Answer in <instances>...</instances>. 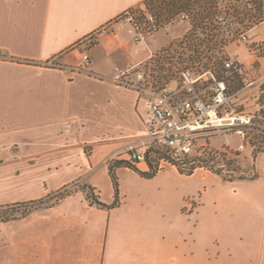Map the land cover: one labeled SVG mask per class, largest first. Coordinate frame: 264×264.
<instances>
[{"label":"rangeland","instance_id":"1","mask_svg":"<svg viewBox=\"0 0 264 264\" xmlns=\"http://www.w3.org/2000/svg\"><path fill=\"white\" fill-rule=\"evenodd\" d=\"M145 12L142 4L129 12L143 36L140 42H133L138 34L131 22L121 18L118 21L131 25L123 24L112 42H104L110 55H105V49H98L101 78L88 77V68L87 72L69 78L65 88L58 81L57 92L33 87L31 90L36 94L24 95L22 93L30 91L25 88L32 82L27 80L26 85L25 80L18 79L10 80L15 83L8 84L4 78L0 79V148L10 145L11 150L3 174L7 180H19L27 190L32 188L31 195H39L42 187H53L44 197L38 198L42 199L40 204L18 206L16 204L25 202H11L2 206L0 220L3 216L15 215V212L19 217L30 207H55L61 202L58 198L62 194L86 184L95 188L93 194L101 203L115 208H97L79 191L61 203L63 209L74 211L68 224L70 230L60 232L74 258L95 253L99 264H179V244L184 242L180 250L184 249L185 264H214L217 255L218 260L224 259L225 247L211 243L206 234L198 238L190 207L203 191L207 192L206 197L222 196L224 204H231L234 198L230 195V185L218 182L211 175L203 179L201 172L192 178L185 176L201 166L196 161L187 163L182 170L176 168L185 174L181 176L165 164H161L163 169L151 179L142 178L125 167L114 168L110 174V165L125 161L127 153H142L153 146L141 122L143 99H138L135 106L134 91L120 87L109 78L114 64L121 67L147 56L132 71L130 80L135 81L136 74H141L144 78L138 81L156 87L171 84L186 70L196 73L216 68L215 72L224 80L227 93L231 95L232 107L241 112H258V105L264 102V93L255 92L253 97L250 96L245 89L249 87V81L244 80L241 70L262 64L264 25L246 33L247 36L250 34L247 44L238 37L227 43L220 56L223 60H232L235 69L223 72L212 67L203 55L201 58L189 52L181 54L185 50L179 48L165 51L189 32L191 23L181 22L177 14L167 27H157L152 25L148 15V19L142 20L141 15ZM197 36L202 38L204 35L198 31ZM120 41L126 46H121ZM206 54L210 56V53ZM239 143L240 138L233 132L205 136L198 141L191 158L205 156L214 170H219L221 176L230 180L252 178L254 164L246 157L249 150L245 147L243 151L235 152L223 145L236 148ZM249 146L253 158L264 152V143L257 136L252 137ZM211 152L219 154L214 157L209 155ZM259 162L264 165V155ZM136 167L140 171L145 168L143 164ZM178 196L183 197L185 215L175 212ZM207 206L213 205L208 201ZM89 207L92 208L90 212ZM263 211L257 209L247 216L233 215L229 220V227L233 226L232 222L234 224V264L243 260L256 264L262 240ZM194 250L197 254H193ZM173 258L176 259L174 262Z\"/></svg>","mask_w":264,"mask_h":264},{"label":"crops","instance_id":"2","mask_svg":"<svg viewBox=\"0 0 264 264\" xmlns=\"http://www.w3.org/2000/svg\"><path fill=\"white\" fill-rule=\"evenodd\" d=\"M143 1L0 0V79L4 78L8 84H14L15 82L10 80L18 79L25 80L24 84L27 80L32 82L25 88L30 91H25L23 95L36 94L31 90L33 87H39L41 90L50 88L53 92H57L58 81L65 88L67 80L79 73L75 72L74 68L84 53L89 59L90 72L86 73L87 76L101 78V71L98 69L100 58L96 52L103 48L105 55H110L111 52L109 48L104 47V42H112V38L116 37V31H121L123 24H129L118 21L116 18L126 10L140 6ZM263 25V23L259 24L250 33L257 28H262ZM99 28L106 30L96 34L95 43L85 51L82 45L83 39ZM247 37H250V34ZM120 43L121 46H126L121 41ZM146 58L137 62L129 61L121 67L114 64L109 79L112 80L114 68L121 72L135 69ZM261 63V65L251 66L249 69L244 67L241 70V73L245 75L244 80L252 83L245 88L252 97L254 96L252 93L257 92L260 95L264 93V57ZM133 93L136 106L138 96L135 92ZM258 108V111L264 113V102L258 105ZM227 148L233 151L237 149L229 145ZM251 149V146H246V150H249L246 155L247 161L254 164L252 178L245 177L224 182L221 177L202 167L195 168L190 175L181 174L172 167L180 176L192 178L201 172L203 179L211 175L218 182L230 185V195L234 198L231 204H224L222 196L206 197L207 192L203 191L190 207V213L194 214V233L198 235V238L206 234L211 243L215 242L225 247L224 259L218 260L217 255L215 257L217 262L215 261L214 264L222 262L234 264L233 222L231 223L233 226L229 227V220L233 215L247 216L256 212L257 209L264 210V165L259 164L264 152L253 158L250 154ZM10 151V145L0 148V208L2 209H4L2 206H7L11 202L39 200L38 198L44 197L50 191L49 189L53 188L43 189L42 187L39 195H31L32 188L27 190L19 180H7L3 173L8 166L6 163L9 160ZM144 167L141 170L146 171L147 167L145 165ZM70 197L62 200L55 207L40 208L24 217H16L12 220H0V264H99L95 259V253L74 258L64 241L65 236L60 234L70 230L71 227L68 224L74 217V211L61 207V203ZM178 198L175 212L185 215L187 211L181 199L183 197L178 196ZM208 201L213 205L210 206L211 208L207 206ZM91 210L92 208L89 207L88 212ZM182 245L184 242L179 244L177 259L179 264H185L186 260L184 249L180 250ZM193 254H197L196 250ZM175 260L173 258V262ZM168 263H170L169 258ZM240 264L250 263L243 260ZM256 264H264V221L260 253Z\"/></svg>","mask_w":264,"mask_h":264},{"label":"built area","instance_id":"3","mask_svg":"<svg viewBox=\"0 0 264 264\" xmlns=\"http://www.w3.org/2000/svg\"><path fill=\"white\" fill-rule=\"evenodd\" d=\"M125 14L126 16L122 19L131 22L138 34L133 42L138 43L143 39L139 26L130 14L127 12ZM179 20L189 23L184 15L180 16ZM105 30L99 28L87 35L82 42L84 50L91 48L95 43L96 34ZM238 38L244 44L249 42L246 34H241ZM88 68L89 59L84 53L74 71L83 72ZM223 68L235 69L234 62L224 60ZM113 71V82L120 87L132 89L138 99H143L144 114L141 122L151 146L166 151L173 158L190 159L202 137L215 136L217 133L225 135L233 132L240 138L235 152H241L249 146L254 136L259 137L264 143V114L259 111H236L230 104L231 95L227 93L226 84L215 69L211 71L209 68L204 72L196 73L186 70L181 72L178 79L173 80L171 84L156 87L145 81H138L144 78L141 74H136L135 81L130 80L128 77L132 75L134 68L124 72L114 68ZM250 85L252 83L249 82L247 86ZM223 145L227 148V145ZM202 146L200 144V147ZM218 154L219 152H211L209 155L215 157ZM124 160L136 166L143 164L147 167L145 151L127 153ZM161 164L173 167L167 161L160 160L159 171L163 169Z\"/></svg>","mask_w":264,"mask_h":264},{"label":"trees","instance_id":"4","mask_svg":"<svg viewBox=\"0 0 264 264\" xmlns=\"http://www.w3.org/2000/svg\"><path fill=\"white\" fill-rule=\"evenodd\" d=\"M142 5L146 11L145 15H141L142 20L148 19L146 17V15H148L153 26L165 28L172 22V17L177 14L178 16L184 15L189 20V23H191L189 32L185 34L181 40H176L171 43L165 49L166 52L171 51L173 48H179L185 50V52H181V54L189 52L190 55L197 54L199 57L203 55L212 67H218L223 72L227 70L223 68L224 60L220 55H222L223 49L227 43L239 37L241 34L249 33L259 24H264V0H144ZM132 9L133 8L128 9L125 12L130 14L129 12H131ZM125 12L116 19L119 20L124 18L126 16ZM198 31L204 35L202 38L197 36ZM206 53H210V56H207ZM190 57L191 56H188L187 59L191 60ZM204 66L207 67L208 63L204 64ZM219 77L221 78V76ZM205 159V156H202L190 158L188 160H178L171 157L166 151L149 147L145 151V162L148 167L147 171H140L136 165L131 162L117 161L115 165H110L109 172L112 174L114 168L125 167L142 178L151 179L159 172L158 163L160 160L167 161L170 165L180 170H182L187 163L196 161L201 165L200 167L221 177L222 181H235L234 179L230 180L221 176L220 171L214 170V166L209 165V160ZM227 165L230 166L229 163H227ZM78 191L85 195V199L89 204L95 205L97 208H115L113 205L107 206L101 203L99 197L93 194L95 188L86 184L65 192L58 200L62 201ZM41 202L42 199H39L18 203L16 205H34L40 204ZM37 209L40 208L30 207L19 217H24ZM16 213L17 212H15V215ZM15 215L11 214L7 216V218L3 216L1 220L7 221L15 219L17 217Z\"/></svg>","mask_w":264,"mask_h":264}]
</instances>
